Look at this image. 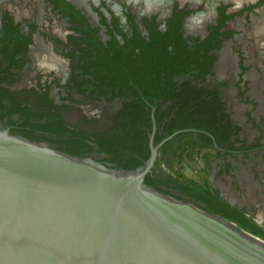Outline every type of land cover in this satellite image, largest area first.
I'll use <instances>...</instances> for the list:
<instances>
[{"label": "flooded vegetation", "instance_id": "1", "mask_svg": "<svg viewBox=\"0 0 264 264\" xmlns=\"http://www.w3.org/2000/svg\"><path fill=\"white\" fill-rule=\"evenodd\" d=\"M260 11H264V0H0V129L21 138L24 137L19 133L24 130L34 137L46 139L35 143H49L48 139L62 142L65 136L50 135L36 128L45 123L43 118L53 117L61 120L69 130L87 137L85 143L93 147V151L86 157L100 163L107 157L97 154L92 140L119 122L124 125L129 121L127 116L131 115L130 120L135 121L147 136L149 156L138 168H146L152 149H155V160L146 175L159 172L155 167L159 159L164 160L161 170L168 175L175 172L173 165L182 164H177L175 159L180 153L177 152L174 158L171 153L177 146H183L184 141L177 140L172 145H167V142L179 133H201L191 125L196 118L209 120L210 115L204 111L215 110V105L210 103L217 100L216 103H221L218 104L220 115L240 125L242 134L248 135V141L252 143L256 137H264V130L259 121L239 109L248 92L243 58H238L241 72L234 78H219L217 68L235 37L230 22L235 18L257 15ZM174 14H180L178 31L181 39L186 40L188 49L181 52L180 61L171 63L167 61L164 47L167 44V25L176 21ZM223 17L228 19L216 36L220 39L219 47L205 53L208 58L215 59L205 66L201 74H197L201 69L195 68L196 64L184 67L183 61L190 60L194 50L192 45L205 41L211 33L210 28L217 27ZM154 31L156 36L152 35ZM226 32L231 35L222 37ZM140 42L148 46L145 58L137 48L126 49L134 48ZM199 54L203 52L200 50ZM98 60H102L105 66L114 63L129 68L131 64L158 66L155 72L145 75V82L157 80L161 90L154 91L150 84L144 90L140 85L125 90L116 83L109 84L108 78L118 81L126 78L129 81L130 77H143L144 73H136V76L109 75L102 70L105 67L96 66ZM198 60L202 63L203 59ZM79 65L85 66L87 71ZM96 69L101 71L100 77L95 74ZM154 92H158V97L150 98ZM11 109L20 111V114L10 113ZM40 115H43L41 119ZM247 116L260 132L251 127V120H245ZM181 123L188 125L189 129L167 135L168 127ZM157 136L163 139L155 143ZM195 137L193 140L199 142ZM49 144L58 150L62 147ZM213 148L220 150L219 153L200 149L190 160L183 155L188 163L200 161L201 172L196 176L187 174L185 167L178 172L184 182L189 180L210 190L238 217L251 221L252 218L243 210L244 206L226 198V192H230L231 183L234 185L235 180L231 160L261 151L264 146L246 152L230 150V153L224 152L216 143ZM168 191L184 203L203 206L194 204L174 189Z\"/></svg>", "mask_w": 264, "mask_h": 264}, {"label": "water", "instance_id": "2", "mask_svg": "<svg viewBox=\"0 0 264 264\" xmlns=\"http://www.w3.org/2000/svg\"><path fill=\"white\" fill-rule=\"evenodd\" d=\"M155 157L116 170L0 129V264H264L261 238L145 185Z\"/></svg>", "mask_w": 264, "mask_h": 264}, {"label": "trees", "instance_id": "3", "mask_svg": "<svg viewBox=\"0 0 264 264\" xmlns=\"http://www.w3.org/2000/svg\"><path fill=\"white\" fill-rule=\"evenodd\" d=\"M221 15H223V13H221ZM174 17L176 20L175 24H173V21H170V23L167 25V44L164 47V51H166L167 53V61L169 60L171 61V63L180 61L181 52H183L185 49H188L186 47V40L181 39V33L178 31L181 23L179 19L180 14H174ZM226 19H228V17H223L222 20L219 21L217 27L210 28L211 33L205 41H203L199 45H192L194 50L192 51L190 60L183 61L184 67H187L190 64H196L197 67L195 68L201 69V71H199V73L197 74H201V72H204L205 66H208L209 63H211V61L215 59V57L208 58L205 53L208 49H216L219 47L220 39H217L216 36H219L218 30L223 26L224 21ZM156 34L157 32L154 31L152 35L156 36ZM230 35V32H226L221 36L226 38ZM151 42H154V39H152ZM147 47L148 46L140 42L136 44L134 48L127 47L126 49L133 50L137 48L140 50L139 54L143 55L142 58H145ZM168 48H171V50H168ZM200 50L203 52V54L201 55L199 54ZM197 56L203 59L202 63H199L198 59L200 58H197ZM97 58L100 59L101 57L97 56ZM96 63L98 64L96 65L97 67H105V69L102 70L109 75L116 73L117 75L122 76L127 74H134L136 76V73H144L143 77H130L129 81H127L128 79L126 78L122 81L108 78L109 84L116 83L117 85H121V88H124L125 90L126 88H133V85H140L141 89L144 90L150 84L154 86V91L161 90L159 86L160 83L157 82V80L145 82V75H147V73L149 72H155L158 69V66L144 65L143 67H138L137 65L135 66V64H131L129 68L127 65H122L119 63L108 64L105 66L102 60H98ZM79 67L82 68L84 71H87V68L85 66L79 65ZM148 67L152 68V70L148 69ZM171 67L174 66L171 64ZM94 72L95 74L98 73L97 76L100 77L101 71L99 69H96V71ZM157 95L158 92H154V95H150V98H152L151 96L158 97ZM216 101L217 100H215V102L210 103L215 105V110L210 109L204 111L205 113L210 115L209 120L201 121L200 119L196 118V120H194V122L192 123L193 125H191V128L201 131V133H179L167 142V145H172L174 141H184L183 146H177V151L175 150V152L171 153L173 158L176 157L175 154L177 152L180 153L178 157L175 158L177 160V164H180L182 163V161H184L185 157H183V155H186V158L190 160L192 159L193 153L200 152V149H208V152L219 153L220 150H215L213 148L215 143L217 146L221 145V148L226 153H230V150L246 152L264 146V137H262V135L258 138L254 137L255 140L252 143H249V136L245 133L242 134L243 128L240 125L232 123V121L228 117L220 115L221 107L218 104L221 103L219 101L218 103H216ZM149 102L153 103V101L151 100H149ZM12 112H19L18 114H20V111H15L11 109L10 113ZM40 116L41 117L39 119L43 117V115ZM127 117L129 119L127 123H125L124 125L120 122L115 124L114 127L108 129L104 134L95 137L92 142L96 146L97 154H102L107 157L106 159H103L100 163L111 164L112 167L116 170L131 171L136 170L139 166H141L147 160L149 153H147L146 149L147 136L143 134L144 131L136 126L135 121L130 120L131 115ZM43 119L45 120V123L37 125L36 128H38V130H40L41 132H46L50 135L56 134L58 135V137L65 136L66 139L62 142L58 140H47L49 143L62 145L60 150H62L63 152H66L74 157L85 158L86 154L91 153L93 151V147L85 143L87 137H85L81 133L69 130L68 128L63 126L61 120H55L53 119V117ZM245 120H251V127L255 128L257 132H260V129L252 119L247 116ZM26 121L28 122V120ZM197 124L200 125V127ZM182 129H189V126L181 123L174 127H168L167 135H171L174 132H178ZM19 134L30 142H41L43 140H46L41 137H34L30 132L24 130L20 131ZM194 135H196V137ZM193 137H195V139H197L199 142L193 140ZM211 138L214 139L215 142H213ZM162 139L163 137L157 136L154 142L158 143ZM224 144H227V146ZM162 162H164V160L159 159L155 165L156 169L159 170L158 173L153 172L145 176V185L150 186L153 189L165 194H169L168 190L174 189L186 196L188 200L193 202L194 204L203 205L201 209H203L204 211L211 214L219 215L222 218L233 222L246 232L264 240V233L259 230V228L255 226V224H249L245 220L238 217L237 213H235V211L229 206L225 205V203L215 193L211 192L208 189L201 188L192 181L187 180L184 182V178L179 175L180 173L178 171L174 172L173 174H165L161 170ZM166 163L169 164L170 160L167 159Z\"/></svg>", "mask_w": 264, "mask_h": 264}, {"label": "rangeland", "instance_id": "4", "mask_svg": "<svg viewBox=\"0 0 264 264\" xmlns=\"http://www.w3.org/2000/svg\"><path fill=\"white\" fill-rule=\"evenodd\" d=\"M199 24L200 22L196 25ZM230 26L235 31V37L222 55L217 76L236 77L241 72L238 58H243L242 65L246 70L244 80L248 92L240 102L239 109L259 121L264 130V11L250 17L235 18ZM194 163L182 161L181 165L173 166L175 172L185 167L187 174L196 176L201 172L200 161L194 160ZM231 164L235 169V180L234 185L230 182L233 187L230 192H226V198L244 206L243 210L252 218L248 223L255 224L264 232V149L235 161L231 160Z\"/></svg>", "mask_w": 264, "mask_h": 264}]
</instances>
